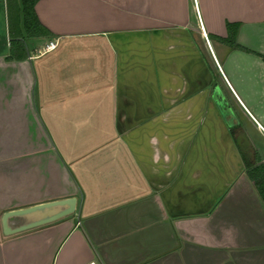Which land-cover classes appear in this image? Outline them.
<instances>
[{
	"label": "crops",
	"instance_id": "1",
	"mask_svg": "<svg viewBox=\"0 0 264 264\" xmlns=\"http://www.w3.org/2000/svg\"><path fill=\"white\" fill-rule=\"evenodd\" d=\"M7 8L0 218L77 203L12 236L0 225V264H186L264 244L248 173L264 166V0H39L48 35L24 37L21 60ZM226 22L246 51L219 40Z\"/></svg>",
	"mask_w": 264,
	"mask_h": 264
},
{
	"label": "trees",
	"instance_id": "2",
	"mask_svg": "<svg viewBox=\"0 0 264 264\" xmlns=\"http://www.w3.org/2000/svg\"><path fill=\"white\" fill-rule=\"evenodd\" d=\"M39 0H7L8 30L11 36L10 58H25V50L22 40L25 38H41L48 35L47 30L38 22L34 12V6ZM226 38L219 39L230 49L246 51L236 42L239 24L226 22ZM249 177L264 204V166L249 170Z\"/></svg>",
	"mask_w": 264,
	"mask_h": 264
},
{
	"label": "water",
	"instance_id": "3",
	"mask_svg": "<svg viewBox=\"0 0 264 264\" xmlns=\"http://www.w3.org/2000/svg\"><path fill=\"white\" fill-rule=\"evenodd\" d=\"M76 203L71 197L7 211L0 218L2 233L12 236L59 221L75 213Z\"/></svg>",
	"mask_w": 264,
	"mask_h": 264
},
{
	"label": "rangeland",
	"instance_id": "4",
	"mask_svg": "<svg viewBox=\"0 0 264 264\" xmlns=\"http://www.w3.org/2000/svg\"><path fill=\"white\" fill-rule=\"evenodd\" d=\"M204 250L207 252L188 260L186 264H264V244L240 242L233 248ZM235 251L244 254L243 257L236 259Z\"/></svg>",
	"mask_w": 264,
	"mask_h": 264
},
{
	"label": "built area",
	"instance_id": "5",
	"mask_svg": "<svg viewBox=\"0 0 264 264\" xmlns=\"http://www.w3.org/2000/svg\"><path fill=\"white\" fill-rule=\"evenodd\" d=\"M55 48V44L54 42H49L46 46H45V51H50V50H53ZM91 264H94V263H91Z\"/></svg>",
	"mask_w": 264,
	"mask_h": 264
}]
</instances>
